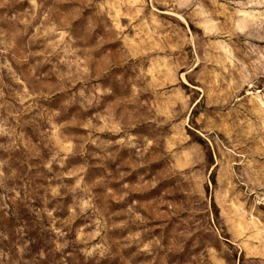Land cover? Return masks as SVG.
<instances>
[{"label": "rangeland", "instance_id": "1", "mask_svg": "<svg viewBox=\"0 0 264 264\" xmlns=\"http://www.w3.org/2000/svg\"><path fill=\"white\" fill-rule=\"evenodd\" d=\"M0 264H264V0H0Z\"/></svg>", "mask_w": 264, "mask_h": 264}]
</instances>
